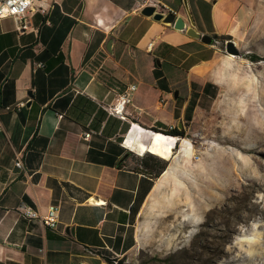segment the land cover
<instances>
[{
    "label": "crops",
    "instance_id": "crops-1",
    "mask_svg": "<svg viewBox=\"0 0 264 264\" xmlns=\"http://www.w3.org/2000/svg\"><path fill=\"white\" fill-rule=\"evenodd\" d=\"M43 1L49 12L27 13L24 31L0 18V264L128 258L142 210L171 171L180 142L158 176L128 152L143 156L150 131L194 118L191 87L211 84L204 71L215 44L141 13L150 5L171 11L188 28L183 0ZM186 1L197 32L234 39L254 6ZM130 85L136 89L125 117L109 114ZM18 154L23 168L14 166ZM21 202L41 213L58 205L56 227L23 217Z\"/></svg>",
    "mask_w": 264,
    "mask_h": 264
},
{
    "label": "rangeland",
    "instance_id": "rangeland-1",
    "mask_svg": "<svg viewBox=\"0 0 264 264\" xmlns=\"http://www.w3.org/2000/svg\"><path fill=\"white\" fill-rule=\"evenodd\" d=\"M251 11L238 38H213L210 92L191 87L195 116L177 125L185 135L175 162L142 210L125 264H264V0ZM228 39L241 57L225 53ZM175 148L152 154L168 166Z\"/></svg>",
    "mask_w": 264,
    "mask_h": 264
},
{
    "label": "built area",
    "instance_id": "built-area-1",
    "mask_svg": "<svg viewBox=\"0 0 264 264\" xmlns=\"http://www.w3.org/2000/svg\"><path fill=\"white\" fill-rule=\"evenodd\" d=\"M38 2V3H36ZM50 10V5L46 4L43 0H0V18L11 17L18 31H24L28 29V22L26 20L27 13L30 11H37L42 15H47ZM46 24H49L48 20H45ZM215 43L217 42L214 40ZM41 66V63L37 64ZM136 89L135 85H130L122 94L118 96V99L114 105L108 107L109 114L117 116L118 118H124L125 106L130 103L132 98V92ZM18 106H24L23 102H20ZM1 129V126H0ZM90 132H84L82 137L88 139ZM125 140V138H124ZM14 166L17 168H23L20 154L16 156ZM17 210L20 214L28 220H37L48 228H55L59 219V206L50 205L47 207L46 213H41L38 209L31 205L21 202ZM118 260L119 258H114Z\"/></svg>",
    "mask_w": 264,
    "mask_h": 264
},
{
    "label": "water",
    "instance_id": "water-1",
    "mask_svg": "<svg viewBox=\"0 0 264 264\" xmlns=\"http://www.w3.org/2000/svg\"><path fill=\"white\" fill-rule=\"evenodd\" d=\"M184 9L186 12V19L188 20V23L190 26L187 28V22L181 17L176 16L173 12H160L156 10L155 6H146L141 10V13L146 16H152L154 20L162 21L164 23H172L173 27L176 30H186V33L194 38H199L200 41L204 44H212L213 37L208 34H200L195 30V22L191 15L190 9L188 7V3L186 0H183ZM224 51L227 55L233 56V57H241L242 53L238 50V48L235 45V42L231 39H228L225 41L224 44ZM158 63V61H157Z\"/></svg>",
    "mask_w": 264,
    "mask_h": 264
},
{
    "label": "trees",
    "instance_id": "trees-1",
    "mask_svg": "<svg viewBox=\"0 0 264 264\" xmlns=\"http://www.w3.org/2000/svg\"><path fill=\"white\" fill-rule=\"evenodd\" d=\"M212 37L214 39H217L219 37L222 36H217V35H212ZM249 58L252 60H259L258 56L256 55H249ZM211 89V84L210 83H206L205 86L203 87L202 91L204 93L206 92H210ZM161 133L167 134V135H172V136H180L183 137L184 134V130L183 129H179L177 127H174L172 129H168L165 131H159ZM128 155H131L133 157H135L136 159L139 160V163L141 165L146 166L147 168H149L150 170H152L154 172L155 176H158L163 170L166 169L167 167V161L155 154L152 153H146L143 156H138L134 153L128 152ZM106 259V264H125V257L123 258H119L118 260L114 259V258H105Z\"/></svg>",
    "mask_w": 264,
    "mask_h": 264
},
{
    "label": "bare ground",
    "instance_id": "bare-ground-1",
    "mask_svg": "<svg viewBox=\"0 0 264 264\" xmlns=\"http://www.w3.org/2000/svg\"><path fill=\"white\" fill-rule=\"evenodd\" d=\"M229 57H233L230 56ZM146 132V131H145ZM152 136L150 137L151 146H148L145 151H149L151 153H155V151L164 150L167 153L172 152L173 148H175L179 138L177 136L167 135L161 132H151ZM128 143L132 145L133 140L132 137H129ZM141 150H144L143 145L140 146ZM142 152V151H141ZM143 154V153H142Z\"/></svg>",
    "mask_w": 264,
    "mask_h": 264
}]
</instances>
